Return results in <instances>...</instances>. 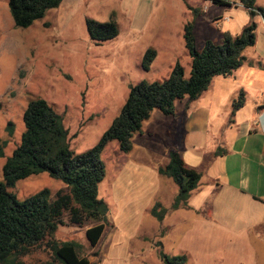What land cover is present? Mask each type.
I'll list each match as a JSON object with an SVG mask.
<instances>
[{"label":"rangeland","instance_id":"rangeland-1","mask_svg":"<svg viewBox=\"0 0 264 264\" xmlns=\"http://www.w3.org/2000/svg\"><path fill=\"white\" fill-rule=\"evenodd\" d=\"M227 1L229 6H214L208 0H63L59 8L21 29L13 24L7 0H0V144H7L0 159V182L6 159L19 145L23 112L31 100H45L61 116L70 150L82 154L101 139L131 86L166 80L176 63L183 67L185 78L189 77L191 60L183 40L188 23H194L198 51L206 41L219 44L223 33L236 36L244 26L254 23L255 45L243 52V66L226 80L234 99L241 89L246 93V109L260 104L264 92V18H251L239 0ZM256 4L264 8V0H256ZM195 9L200 15H193ZM113 13L118 36L101 44L91 41L85 21L107 22ZM149 48L157 51V58L150 70L144 71L141 61ZM202 95L197 102L200 106L214 102ZM181 104L175 102L173 116L154 110L141 133L133 136L131 152H121L115 141L102 152L105 177L98 186V198L108 206V225L97 247L90 248L86 240L90 225L75 227L66 219L58 226L55 240L80 244L90 264H162L159 249L169 256L187 255L188 264H253L251 234L218 224L209 206H202L204 199L211 198L215 184H207L200 196L188 202L191 211L170 210L177 187L171 179L159 177L153 167L165 164L170 151L184 154L192 146L194 151L185 158L198 165L184 163L203 173L204 180H213L207 172L220 174L218 162L211 164L203 158L197 163L193 155L202 152L208 157L217 147L214 158H218L225 151L218 148L215 130L226 112L220 108L213 113L208 131L197 129L188 135L179 114ZM216 107H211L212 111ZM229 120L234 121V116L230 114ZM227 135L223 132L222 138ZM63 186L47 174H39L18 181L9 191L23 201L47 189L53 199ZM157 202L169 209L162 222L149 214ZM259 240L264 246V236ZM21 260L45 264L54 259L43 245Z\"/></svg>","mask_w":264,"mask_h":264},{"label":"trees","instance_id":"trees-1","mask_svg":"<svg viewBox=\"0 0 264 264\" xmlns=\"http://www.w3.org/2000/svg\"><path fill=\"white\" fill-rule=\"evenodd\" d=\"M62 1L7 0V6L14 26L26 29L44 18L49 10L59 8ZM208 1L214 6L230 5L227 0ZM239 3L251 18L257 15L264 17V9L256 6V0H239ZM193 15H200L199 10H193ZM85 25L90 40L96 44L113 40L119 34L114 13L107 22L87 19ZM255 30L254 23H250L242 28L239 35L225 32L219 44L206 41L201 51H198L194 23H188L183 30V40L191 60L189 77L185 78L183 67L176 63L166 80L152 83L141 81L131 86L119 114L101 139L82 154H74L70 150L68 130L61 116L45 100H31L23 112L24 131L19 145L2 168L0 264H26L21 259L27 258L43 245L52 252L54 259L45 264H90L88 258L82 255L80 244L73 241L58 242L54 235L66 219L71 226L90 225L85 232L90 248H96L103 239L108 225V206L98 198V186L105 177V165L101 158L105 147L115 141L121 152H131L133 136L141 133L143 123L149 120L154 110L165 116H173L175 102L184 98L195 101L209 88L215 77L232 76L243 65V52L255 45ZM156 58L157 51L147 49L142 57V69L149 71ZM244 104L245 95L240 92L232 102L231 116ZM6 145V142L0 144V159L4 157ZM168 159L166 165L158 167L157 173L159 177L171 179L177 187L170 210L187 209L202 174L188 167L177 150L170 151ZM39 174H47L51 179L64 183L53 199L47 189L23 201H18L15 194L9 191L18 181ZM168 210L161 202H157L149 214L162 222ZM158 256L162 264H188L185 254L169 256L159 249Z\"/></svg>","mask_w":264,"mask_h":264},{"label":"crops","instance_id":"crops-1","mask_svg":"<svg viewBox=\"0 0 264 264\" xmlns=\"http://www.w3.org/2000/svg\"><path fill=\"white\" fill-rule=\"evenodd\" d=\"M256 6L260 7L257 4ZM232 76L215 77L212 80L209 88L203 93L214 101L209 102L208 106H200L197 103L203 95L195 101L187 98L179 101L182 103L179 114L184 118L182 127L188 135H193L197 129L208 131L213 113L216 115L220 108L226 112V117L223 115L222 122L215 130L216 138H219L218 148L225 150L222 155L214 158L217 147L210 151L208 157H204L202 152L198 155L200 157L193 155L197 163L203 158V161L209 159L211 164L218 162L220 174L207 172L211 174L213 180L201 178L198 188L192 192L189 201L200 196L207 184H215V189L210 192L211 198L204 199L202 206H209L212 218L218 224L236 228L238 232L242 229L250 233L255 244L253 264H264V246L259 240L264 236V92L260 104L255 103L246 109L245 103L234 115V121L229 120L234 94L229 92L231 87L226 79ZM239 92L246 94L242 89ZM211 107L216 108L212 111ZM223 132L225 135L228 134L224 139ZM229 136L231 138L227 140ZM225 146H229V150ZM194 149L191 146L184 154L180 152L183 161L190 167H196L198 164L188 162L185 155L192 154L191 151L193 152ZM188 159L190 160L191 157ZM146 162L150 163V161ZM167 163L168 161L161 166ZM159 166H154L153 169L157 172ZM201 174L203 177L204 174ZM191 209L192 205L188 204L187 210L191 211Z\"/></svg>","mask_w":264,"mask_h":264}]
</instances>
